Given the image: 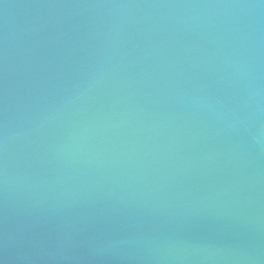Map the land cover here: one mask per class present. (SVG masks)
<instances>
[{"label":"water","instance_id":"obj_1","mask_svg":"<svg viewBox=\"0 0 264 264\" xmlns=\"http://www.w3.org/2000/svg\"><path fill=\"white\" fill-rule=\"evenodd\" d=\"M0 264H264V0H0Z\"/></svg>","mask_w":264,"mask_h":264}]
</instances>
